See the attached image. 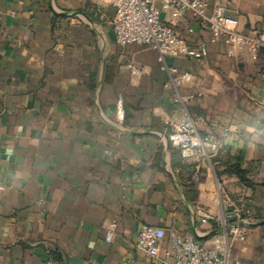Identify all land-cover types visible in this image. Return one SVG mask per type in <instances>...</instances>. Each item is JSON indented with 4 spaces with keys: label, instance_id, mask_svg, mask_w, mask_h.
I'll return each mask as SVG.
<instances>
[{
    "label": "crops",
    "instance_id": "crops-1",
    "mask_svg": "<svg viewBox=\"0 0 264 264\" xmlns=\"http://www.w3.org/2000/svg\"><path fill=\"white\" fill-rule=\"evenodd\" d=\"M209 1L264 31V0ZM115 14V0H0V264L55 251L59 264H164L174 232L216 247L229 201L264 219V51L229 54L189 15L177 21L208 54L168 62L191 75L183 93H202L199 134L221 142L187 160L164 133L182 113L170 75L156 49L116 42ZM142 223L166 231L157 257L137 247ZM243 228L231 259L264 264V225Z\"/></svg>",
    "mask_w": 264,
    "mask_h": 264
},
{
    "label": "built area",
    "instance_id": "built-area-1",
    "mask_svg": "<svg viewBox=\"0 0 264 264\" xmlns=\"http://www.w3.org/2000/svg\"><path fill=\"white\" fill-rule=\"evenodd\" d=\"M116 14L112 22L115 40L119 45L139 44L154 48L159 53V63L170 75V83L174 86L173 102L181 107L179 116H170L165 120V135L171 145L180 150L184 159L191 160L195 156L205 157L207 146L215 150L221 147V142L212 135L201 136L198 122L202 116L195 117L190 110V102L201 100L202 93L192 91L183 93L191 81V75L168 62V57L201 58L207 56L206 43L198 40L192 46L187 38L175 27L177 21L186 15L195 19L198 24L208 29L213 35L222 39L229 54L253 46L257 51H264V31L254 30L250 33L240 28L239 18L226 13L222 5L211 6L209 0H115ZM165 6H170L174 20L166 21L162 17ZM190 32L193 28L189 27ZM257 58L258 54H254ZM129 68L134 76L141 69L130 62ZM122 98L120 103L122 104ZM198 142V144H197ZM210 216L203 217L208 222ZM252 221V213L248 208L229 201L227 210L222 217V233L216 247L205 245L199 238L192 235L172 233V239L166 250L164 264H247L240 259H231L230 244L236 239L245 240L247 231L244 224ZM163 227L150 223H142L138 230L137 247L151 257H157L160 242L165 238ZM232 241V242H231ZM227 242V244H226ZM42 264H59L49 257Z\"/></svg>",
    "mask_w": 264,
    "mask_h": 264
},
{
    "label": "trees",
    "instance_id": "trees-1",
    "mask_svg": "<svg viewBox=\"0 0 264 264\" xmlns=\"http://www.w3.org/2000/svg\"><path fill=\"white\" fill-rule=\"evenodd\" d=\"M238 160H241V157H239L238 158ZM240 164V165H239ZM239 164H235V165H231L230 167H231V170L232 171H235L236 173H238L239 174V176L242 178V180L243 181H245L246 183H250L249 181H247V179H246V177H245V170L244 169H241V163H239ZM253 218V217H252ZM54 258L55 259H58V258H60V253L58 252V251H55L54 252Z\"/></svg>",
    "mask_w": 264,
    "mask_h": 264
},
{
    "label": "water",
    "instance_id": "water-1",
    "mask_svg": "<svg viewBox=\"0 0 264 264\" xmlns=\"http://www.w3.org/2000/svg\"><path fill=\"white\" fill-rule=\"evenodd\" d=\"M249 225H251V226H256V225H262V224H264V219L262 220V221H260V222H254V223H248ZM216 231H212L211 233H210V235L211 234H214ZM71 260L72 261H75V260H77V257H71Z\"/></svg>",
    "mask_w": 264,
    "mask_h": 264
},
{
    "label": "rangeland",
    "instance_id": "rangeland-1",
    "mask_svg": "<svg viewBox=\"0 0 264 264\" xmlns=\"http://www.w3.org/2000/svg\"><path fill=\"white\" fill-rule=\"evenodd\" d=\"M263 220V218H261V220H258V222H260V221H262ZM252 221H257V220H254V219H252ZM251 221V222H252ZM262 225H264V224H262ZM232 242V241H231ZM226 244H227V242H226ZM230 249H231V252H232V250H233V245L232 244H230Z\"/></svg>",
    "mask_w": 264,
    "mask_h": 264
}]
</instances>
